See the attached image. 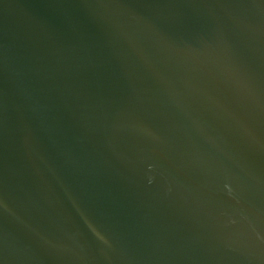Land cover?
I'll use <instances>...</instances> for the list:
<instances>
[{"label":"water","instance_id":"obj_1","mask_svg":"<svg viewBox=\"0 0 264 264\" xmlns=\"http://www.w3.org/2000/svg\"><path fill=\"white\" fill-rule=\"evenodd\" d=\"M0 264H264V0H0Z\"/></svg>","mask_w":264,"mask_h":264}]
</instances>
